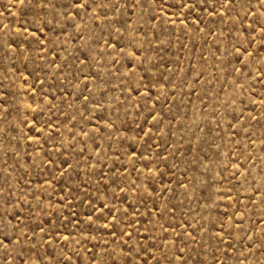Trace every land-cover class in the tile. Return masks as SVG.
Returning <instances> with one entry per match:
<instances>
[{
    "label": "rangeland",
    "instance_id": "obj_1",
    "mask_svg": "<svg viewBox=\"0 0 264 264\" xmlns=\"http://www.w3.org/2000/svg\"><path fill=\"white\" fill-rule=\"evenodd\" d=\"M83 3L0 0V264H264L260 4Z\"/></svg>",
    "mask_w": 264,
    "mask_h": 264
},
{
    "label": "snow or ice",
    "instance_id": "obj_2",
    "mask_svg": "<svg viewBox=\"0 0 264 264\" xmlns=\"http://www.w3.org/2000/svg\"><path fill=\"white\" fill-rule=\"evenodd\" d=\"M77 2H79V0H77ZM257 3L260 4L261 6V11H264V0H257ZM80 7H85L87 8L88 7V4H87V0H85V3L83 4H80L79 5ZM249 7H251V5H249ZM249 27L251 28L252 25L250 24ZM260 28H261V36H260V39L262 41H264V21H261L260 22ZM245 52H247V50H245ZM248 55H251V53H247ZM131 55V54H129ZM138 55V54H137ZM85 100H88V97H85L84 98ZM5 227H7V225H5ZM11 241H8L7 243H10ZM7 243H5V248L7 247Z\"/></svg>",
    "mask_w": 264,
    "mask_h": 264
}]
</instances>
